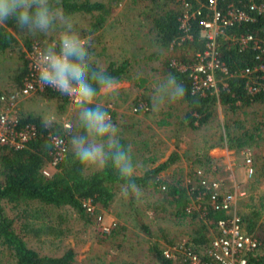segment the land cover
<instances>
[{
  "label": "trees",
  "instance_id": "trees-1",
  "mask_svg": "<svg viewBox=\"0 0 264 264\" xmlns=\"http://www.w3.org/2000/svg\"><path fill=\"white\" fill-rule=\"evenodd\" d=\"M145 1L149 3V19L152 25L151 32L155 38L154 43L161 50H169L167 56L163 53L158 54V57L163 59V70L167 76L169 74L175 76L187 89L185 99L179 102L186 107L183 122L188 129L198 131L206 127L213 117L214 106L217 103L216 99L210 95L199 96L198 94H192L191 80L187 73L174 72L170 67V62L174 60L177 64L186 67L193 65L195 63V54L203 50L204 42L200 39L196 23L195 25L192 24L193 40L188 42L180 41L182 36L178 24L180 11L173 5L174 0ZM256 2L264 8V0H256ZM59 7L61 11L71 16L82 14L92 16L94 12L99 13L96 21L89 25L92 29L89 30V27H87L86 30L81 31L82 37H87L94 33L93 30L98 27L103 28L105 17L111 13V10L107 9L105 5L88 0H59ZM263 30L264 11L256 18L255 22L230 27L227 32L233 36L251 35L257 37L263 35ZM54 39L53 36L45 37L42 34L21 32L16 28L15 22L9 20L6 24L0 25V56L15 48L21 51V47H23L26 51H30L33 44L42 46L44 41H52ZM90 47L88 43L89 54L92 53ZM254 57L255 55L251 50L239 51L237 46L229 43H224L223 46L221 44L220 59L225 63L229 73L249 67L254 63ZM19 59L22 64L13 71L7 88H0V110L3 107H8L10 96L13 92L19 93L23 88L24 80L29 78L26 69L25 52H19ZM91 64L93 68H102L93 60ZM131 64L132 62L129 60L119 63L109 62L103 69L119 83L130 82L135 86L134 77L131 75ZM139 80V82L144 83L143 79L140 78ZM229 89L228 94L221 92L220 103L222 106L228 105L227 108L232 111L250 108L254 105L264 106V94L249 96L243 88L242 79L231 78L229 80ZM34 95L54 101L56 109L60 113L59 116L67 113L68 101L65 95L50 88L38 91ZM238 102L239 104H237ZM106 110L113 123H115L116 113ZM26 125H33L36 128L35 138L27 141L18 149L7 145L0 146V245L4 248L6 255L11 258V264H73L74 252L72 250H67L60 257H49L41 256L27 247L25 237L31 236L34 239H39L42 234L51 235V233L55 232L52 225L46 224L34 227L33 221H40L44 214L48 216L53 211L67 209L85 226L90 225L94 222L95 214L98 212L95 214L87 213L82 207V200L91 199L100 209L107 210L118 193L121 192L123 182L118 179L111 167L88 172V170H84L73 161L70 152L67 151V146L70 137L80 130L78 120L74 121V123L72 122L71 128L65 131L58 123H55L51 128H45L42 125L40 114L20 112V121L17 128ZM224 130L223 134L219 136L218 145L227 149L234 148L236 152L249 147L257 148L261 143H264V122L236 133H232L229 126H226ZM53 136L65 139L66 150L54 170L46 175L43 170L47 168L46 165L53 159L54 148L50 143V138ZM118 138L122 145H134L125 134L118 132ZM195 159L193 161L195 166L206 168H209L215 161L207 153L197 154ZM203 159L205 160L204 163ZM179 160V156L172 152L163 163L154 169L146 170L142 176H136L135 182L140 189L157 191L159 173L175 165ZM163 184L165 189L161 190L162 196L156 202L157 205L155 204V207L165 210L168 206L170 208L169 212H171L173 218L178 220V224L182 222L185 224L184 226L187 224L189 230L186 235L189 238V242L196 247L206 245L208 243L206 239L208 235L206 224L210 223V227L214 228L218 220L225 219L228 215L221 210L214 211L207 201L203 204L206 208L204 218L199 217V210H193L189 213L187 210L188 202L196 196V188L192 191L189 190L190 188L186 189L181 185L180 181L165 182ZM248 202L250 204L246 202L245 207L236 210L245 233L255 236L260 243V251L248 259V264H264V252H262L264 250V194L259 196L250 195ZM34 204L38 208H33ZM129 204L133 205L131 202ZM6 205L22 208V213L26 217L22 220L23 222L19 229L15 227V220L7 216ZM133 214L135 215L138 229L146 236L149 259L158 264H173L170 260L163 258L160 247L162 241L171 243L174 240L169 239L162 229H158L159 233L151 230L142 221V214L134 209ZM116 229L110 234L111 236L118 233L115 231ZM199 250L200 248H197L196 251L199 252Z\"/></svg>",
  "mask_w": 264,
  "mask_h": 264
},
{
  "label": "rangeland",
  "instance_id": "rangeland-1",
  "mask_svg": "<svg viewBox=\"0 0 264 264\" xmlns=\"http://www.w3.org/2000/svg\"><path fill=\"white\" fill-rule=\"evenodd\" d=\"M88 1L101 3L111 10L105 17L103 28L94 29V33L84 38L91 46L92 53L89 54L91 61H95L102 68L109 62L119 63L124 60L132 62L131 75L134 77L135 86L126 82V86H120L121 89L115 99L100 95L96 102L101 103L110 112L116 113L114 124L118 132L122 131L121 134H125L134 144L131 145V149L133 161L137 165L136 176H142L146 170L154 169L172 152H175L180 160L159 173L157 191L141 189L142 195L139 199L133 196L126 199L122 196L115 202L114 208L110 205L107 210H103L110 212L109 217L115 216V220L109 222L114 223L116 227L118 225L117 229L115 227V231L118 232L116 235L100 236L95 232L93 223L85 226L72 212L61 209L53 211L48 216L44 214L40 221H33L34 227L49 224L54 227L55 232L51 235L42 234L39 239L25 237V241L28 248L41 256L60 257L67 250H72L73 264H148V261L151 263L152 261L147 256V239L138 229L133 209L142 214V221L151 230L158 232V229H162L169 239L177 240L189 230L187 224L184 226L183 222L182 225L177 223L178 220L173 218L168 206L163 209L164 211L155 207L162 196L163 183L180 181L181 185L188 189L187 178L196 180L193 174L202 170L208 180L218 181L224 191L244 193L237 201V210L245 207L246 202L249 203L250 195L264 194V143L257 148H244L239 152L234 148L227 149L218 145L219 136L223 134L226 126H229L232 133H236L264 122V106L254 105L232 111L216 103L213 117L206 127L198 131L188 129L183 122L185 106L179 102H166L162 106L154 103V90L167 77L163 70V59L158 57V54L163 53L167 56L169 50H161L154 43L149 3L141 0ZM98 15V12H94L92 16L72 15L80 36L81 31L87 27L89 30L92 29L89 25L96 21ZM50 36L55 38V34L45 37ZM25 51L23 47L21 51L15 48L0 56L1 89L7 88L13 71L21 66L19 52ZM140 78L144 83L139 82ZM138 102L144 113H133L132 110ZM67 109V118L72 124L77 118L75 113L69 110V106ZM20 112H32L41 116L52 113L55 117L60 114L54 101L35 95L21 101ZM161 122L168 126L161 125L163 127L158 128ZM127 128L131 130L128 133L125 132ZM245 151L252 155V175H248L244 165ZM206 153L215 160L213 164L209 168L195 166L193 164L195 156ZM154 158L156 160L151 161ZM33 208L38 206L34 204ZM5 210L7 216L15 220V227L19 229L26 217L22 213V208L6 205ZM192 211L190 209L189 213ZM163 243L166 242L162 241L161 246ZM0 264H11V258L6 255L1 245Z\"/></svg>",
  "mask_w": 264,
  "mask_h": 264
},
{
  "label": "built area",
  "instance_id": "built-area-1",
  "mask_svg": "<svg viewBox=\"0 0 264 264\" xmlns=\"http://www.w3.org/2000/svg\"><path fill=\"white\" fill-rule=\"evenodd\" d=\"M173 5L180 11L178 17L179 30L182 34L180 41L193 40L192 24L196 23L200 39L204 42L203 50L195 54L193 65L186 67L177 64L174 60L170 62L174 72L187 73L191 80L192 94L210 95L220 103L221 92L228 94L230 91L231 78L242 79L243 88L249 96L264 94V30L263 35L257 37L233 36L227 32L230 27L255 22L264 11L262 5L257 4L256 0H174ZM81 39L85 41L84 38ZM224 43L237 46L239 51L251 50L255 55L254 63L237 72L229 73L225 63L220 59V48ZM35 46L38 44H33L30 51H25L29 78L24 80L23 88L19 93L13 92L10 96L8 107L0 110V146L7 145L18 149L36 136V128L33 125L17 128L20 121L21 101L47 88H41L37 82L33 68ZM66 98L70 108L69 98L67 96ZM139 110L144 112L140 104L133 109L134 112ZM67 116L68 113L56 116V123L64 130L71 127ZM50 143L54 153L53 159L43 170L46 175L54 170L66 150L65 139L53 136L50 138ZM245 153L244 165L248 175H252V155L248 151ZM193 176L196 180L187 178L189 190L196 188L197 194L190 203L188 202L187 210H199V217L204 218L206 208L203 204L207 201L214 211H224L228 217L218 220L214 228L210 227V223L206 224L208 243L204 246H194L189 242L186 234L171 243H163L160 247L163 258L173 264H248V259L260 251V243L255 236L245 233L236 212L237 201L244 193L224 191L218 181L208 180L202 170L195 171ZM164 189L162 186L161 190ZM82 207L89 214L98 212L94 219L95 232L98 235L106 237L111 234L115 225L105 222L98 205L91 199H84ZM197 248H200L199 252L196 251ZM148 264L158 263L148 261Z\"/></svg>",
  "mask_w": 264,
  "mask_h": 264
},
{
  "label": "clouds",
  "instance_id": "clouds-1",
  "mask_svg": "<svg viewBox=\"0 0 264 264\" xmlns=\"http://www.w3.org/2000/svg\"><path fill=\"white\" fill-rule=\"evenodd\" d=\"M9 20L21 32L55 34L54 40L34 47L33 68L41 88H51L69 98V110L75 113L80 128L67 146L73 161L90 171L111 167L123 182L122 195L139 199L142 191L135 182L137 165L131 146L120 143L108 111L96 102L100 95L115 99L119 81L103 68L92 67L86 41L81 39L85 37L80 36L74 18L60 10L59 0H0V25ZM186 95L185 85L169 74L155 88L154 103L180 102ZM41 122L51 128L56 117L45 113Z\"/></svg>",
  "mask_w": 264,
  "mask_h": 264
},
{
  "label": "crops",
  "instance_id": "crops-1",
  "mask_svg": "<svg viewBox=\"0 0 264 264\" xmlns=\"http://www.w3.org/2000/svg\"><path fill=\"white\" fill-rule=\"evenodd\" d=\"M125 83L126 82H121V83H119V85L121 86V85H123V86H126L125 85ZM119 89H121L120 87H119ZM137 103V102H136ZM151 109V108H150ZM133 111V110H132ZM149 112H150V110H149ZM133 113H144V112H141V111H137V112H134L133 111ZM158 125V124H157ZM161 125H164V126H168L165 122H161L160 123V126H157L158 128H160V127H163V126H161ZM131 130H130V128H128L125 132L126 133H128V132H130ZM139 131V130H138ZM122 131H119V133H121ZM156 160V158H154V160H151V161H155ZM124 197V198H128V197H126V196H124V195H122V193L120 192V193H118V195L115 197V199H114V201L112 202V204H111V207H113L114 208V204H115V202L118 200V199H120L121 197ZM98 209H99V211L100 212H102L103 213V215H105L106 216V218H105V222L107 223V224H114V223H112V222H109V221H114L115 220V216L112 218V217H109L110 216V212L109 211H103L102 209H100L99 207H98ZM115 225V224H114ZM93 226H94V222H93ZM118 226V225H117ZM115 227H116V225L114 226V228L112 229V232H113V230L115 229ZM94 230H95V227H94ZM111 232V233H112ZM107 237V236H106ZM147 256H148V258H150V256L148 255V252H147ZM136 264H139V263H136Z\"/></svg>",
  "mask_w": 264,
  "mask_h": 264
}]
</instances>
